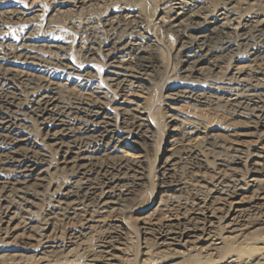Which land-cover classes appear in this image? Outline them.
<instances>
[{"label": "bare ground", "instance_id": "6f19581e", "mask_svg": "<svg viewBox=\"0 0 264 264\" xmlns=\"http://www.w3.org/2000/svg\"><path fill=\"white\" fill-rule=\"evenodd\" d=\"M22 1L0 0V264H122L132 229L115 213L131 210L130 188L147 178L156 147L155 113L140 101L155 97L144 55L163 40L125 0ZM164 3L154 26L176 39L179 74L161 118L187 128L171 127L179 138L157 165L162 192L218 196L190 212L159 200L136 230L149 243L142 255L148 264H264V232L251 236L264 224V0ZM87 7L110 13L82 24ZM67 26L79 29L75 49ZM135 52V62H109ZM179 105L239 120L236 140L178 120Z\"/></svg>", "mask_w": 264, "mask_h": 264}, {"label": "rangeland", "instance_id": "374dc122", "mask_svg": "<svg viewBox=\"0 0 264 264\" xmlns=\"http://www.w3.org/2000/svg\"><path fill=\"white\" fill-rule=\"evenodd\" d=\"M29 1L30 0L22 1V3L19 2L17 3V6L19 5L23 8H26L28 7ZM112 3H115V0H111V4ZM125 3L131 6H137L136 8L142 11L144 18L146 19L145 21L146 27L149 28L150 30L149 32L152 35L157 34L160 40L162 38L163 42L161 41V43L164 48V49L161 48L160 52L153 51V54L151 56L144 55L145 58H151L153 61V67L148 69V73H150L152 77L151 86L149 85V87L152 90L151 92H154L155 97H152V95L145 96L144 99L140 101V103H143L145 105L151 104L149 106H151L152 113H155L154 116L155 119L157 120L156 126L159 131L156 147L153 150V152L149 155V158H147L143 163L144 166L143 169L145 171V175L147 178L144 179L142 184L139 185L134 184L131 186L130 191H132L135 196V201L131 203V210L115 213V215L119 219L124 220L127 223V225L132 229V233L129 234V237L127 238V241L125 243V248L128 254V260L122 262V264H142V262L148 264L147 263L148 261L146 260V256H143L142 253L145 251L144 248L149 246V243L145 245L141 244V237L139 236V234H137L136 230L139 229L140 223L147 219L148 214L158 206L159 200L163 201L162 204H164V202H168L169 206L170 205L172 206L170 208L173 211L182 212L184 209L185 211L188 209V211L190 212L191 210L198 209L201 205H202V209L210 207L212 205L211 196L213 197L218 196L216 193L214 195L213 194L210 195L206 190L196 191V187L194 186L189 187L187 191L183 192L181 198H178L179 194L177 192H173L174 189L170 190L167 188L166 190L168 191L166 193L162 192L163 187H161L162 186L161 183L163 181L158 174L157 165L161 161H164L165 158H167L170 155V152H167L166 150L170 149L172 146L177 145L176 141L179 138L177 135H175V133L171 132V127L176 126L179 127L178 129H180L185 126L187 128V122L185 120L192 121L195 118H198L201 120V122L204 125L208 127L209 133L213 135L218 141L225 140V142L233 143V141L236 140V138L233 137V135H231L229 132L231 130L239 129L238 127L239 120L234 118L232 119L228 116H224L223 114L216 111L207 110L206 108L198 109L196 107L189 105H179L181 106L180 109L184 112V114H182V112H181L182 115L180 113H177L181 116V118H179L178 120L182 122H186L184 124H179L178 122L177 124H174V122L167 123L168 121H165L163 117L161 118V114L163 113L161 109H163L162 105H164L163 104L164 102L161 101V97L166 96L168 94V90L171 88L173 84H175L176 81L174 80L178 78V74H179L177 71L178 66H177V57H176V50L178 49V43L174 37L171 36L169 37L166 34L162 33V31L159 29V25L154 26V24L158 22V18L164 14V12L162 11L165 7L164 0H125ZM41 4L45 6V2L43 3L41 2ZM106 8L108 7H105V9ZM90 13H93V17H91L94 19L93 21H97V20L105 19L110 12H106V10L99 9L96 7L89 8L88 10L87 7L85 10L81 12L79 16H76V18L79 19V22L81 21L82 24H88V17H90L89 16ZM73 15L74 14L70 12L64 15L61 14L59 17L61 18L60 20L62 22H67V20L72 18ZM65 31H66L65 34L70 35V41H69L70 45L71 46L73 45V48L75 49L77 46L76 38L77 36L80 35L79 29L78 28L74 29L73 26L72 27L67 26ZM74 31H77V33L74 34ZM115 56L116 58L114 57L115 59H111L109 62H114L117 60L124 62H135L138 57H142V54H140L139 52H135V53H130V55L128 56H125L123 54H117ZM103 61L106 62V60ZM157 99L158 101H155ZM172 137L175 138L174 141ZM179 145H181V143ZM201 150L205 151L204 144H201L200 149H198L197 151H201ZM122 152L130 156L138 155V152L136 153L133 150H129V149H125ZM184 152L185 151H182L181 163H184L187 169H191L192 165L194 164L193 159L192 157H190L188 153L187 155H185ZM180 154L181 151L179 152L178 156ZM168 181L169 180H167V182ZM217 186L213 187L215 192H216V188L218 192L224 189V185H217ZM168 195H170L173 199L168 198ZM178 203L181 206L180 205L178 206ZM159 208L161 210L164 209L163 205L159 206ZM253 231L254 232L251 236H256L260 233H263L264 224L256 226V228H254ZM177 261L180 260H176V262Z\"/></svg>", "mask_w": 264, "mask_h": 264}]
</instances>
